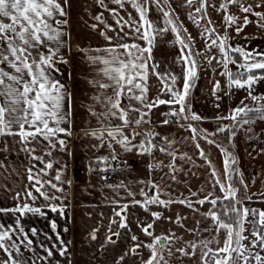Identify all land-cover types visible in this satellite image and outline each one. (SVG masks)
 I'll list each match as a JSON object with an SVG mask.
<instances>
[{"label":"crops","instance_id":"1","mask_svg":"<svg viewBox=\"0 0 264 264\" xmlns=\"http://www.w3.org/2000/svg\"><path fill=\"white\" fill-rule=\"evenodd\" d=\"M60 2L63 4V0ZM221 2L223 0H210L212 6L207 7L206 12L213 21L216 32L224 35V13L217 10ZM247 2L253 3L254 0H247ZM160 3L165 11L170 10L168 7L170 5L174 13L172 19L177 25H182L181 34L185 37L190 34L194 38L192 52L201 53L195 57L199 66V78L195 82V87L192 89L187 103L191 105L193 112L205 118L202 121L181 119L179 123L173 122L176 118L166 115L172 110V107L165 104L153 108L144 117L148 123L141 124L139 127L133 126L136 132L142 134L150 131L159 133L155 140L158 146H164L163 137L175 141L173 148L177 155L186 153L191 157V160L188 161H176L181 168V171L176 173L178 182L169 179L167 181L169 187L165 189V192L170 193L172 198L188 197L193 201L198 198L202 199L208 193H212L213 197L222 196L223 193L220 191L219 185L212 182L211 169L200 158L199 150L196 148V144L199 143L201 148L209 154L216 170L222 175L224 158L220 148L216 146L220 145L236 157L237 163L233 167L238 170V173H233L231 183L238 190V199L242 201L244 207L264 210V195H261L264 193V120H258L256 116H249L250 113L247 117L239 114L236 121L216 119L218 116H230L233 109L244 105L251 108L264 106V100L251 98L264 96V79L252 85L250 90L247 87L238 89L233 86L231 94H226L229 92L227 77L220 75L224 71L223 66L217 64L215 60L212 65H208L206 62V57L210 56L220 59L217 48L211 50L206 48V43H211L214 36L210 37L207 33L201 35L207 21L200 19L198 27L189 18L190 13L197 19L200 18V14L195 11L198 6L197 0H194L191 6L186 4V0H168L167 5L164 4V0H160ZM148 8L146 18L155 28L168 27L165 24L162 11L155 4H149ZM109 9H114L123 18L121 21L125 25L123 31H121L120 24L117 23V18L112 15ZM65 11L67 12L66 17H57L60 20L66 19L67 24L60 27L64 33L61 37L64 43L60 47L56 59L66 58L71 61L72 65L67 69L66 66H61L62 63H55L57 65L55 68L58 71H54L52 76L65 86L68 99L64 102V110L70 111L68 117L70 125L65 123L61 127L68 128L71 135H59V139L66 141L64 151L58 150V144L55 148H47L46 141L28 145L29 148L36 147L35 155L43 156L45 161L53 163V168L47 170L49 173L47 176L39 173V170L44 168V164L39 160H33L28 152L22 150L23 145L19 143L18 136L0 137V232L7 231L10 237L9 240L4 241L9 246L8 251L0 249V264H5V262L11 264L9 254L12 258L22 261L23 264H142L151 254L150 250L143 245L151 243L152 238L143 233L138 222L140 224L152 222L153 229L150 231L156 236L168 235L171 232L180 238L173 245V255L167 257L169 264H199V253L190 259L181 256L175 251V248L186 246V242L189 241L212 239L213 232L200 231L202 228L211 226V221L202 217L201 213H206L212 208V205L210 203H205L202 206L196 204L194 207L198 211H193L178 203L172 204L168 208L152 205L150 211L145 212L139 204H133V199L138 201L145 199L141 195V189H144L149 196L154 194V190L147 188L141 181L151 180L159 183L160 177L168 171L167 168H164L163 171L150 172L148 164L153 158L167 164L170 157L158 150L154 151L152 157L137 155L135 149L132 152H125L115 141H112L107 136L106 130L120 126L121 121L117 116L105 115L108 106L97 99V97L104 98L106 94H111V89H100L97 84L93 83V81L110 83L100 75L99 70L103 65L94 63L93 58H108L107 49L114 47L117 43H136L142 48L147 47L144 40L133 39L137 34L124 35V33L130 32L126 23L129 16L133 21H139V14L130 4L126 3L123 8H120L112 3V0H105L104 7H101L97 0H68ZM229 11L241 18L246 15L239 11L238 6H230ZM97 15H100L101 19L111 26V30L106 29L104 24L94 19ZM249 20L251 22L239 34L236 33L234 27L228 29V34L231 37L229 42L233 46H242L247 51H257L260 47L259 44H264V28L258 27L257 17L249 15ZM0 22L10 23L11 21L7 18H0ZM240 22L242 23V19ZM93 25L96 26L95 29L92 27ZM141 31L143 32L144 29ZM105 36L111 37V41L105 39ZM49 46L56 48L55 43H51ZM0 47H6V44L0 43ZM41 51H46V49H41ZM119 51L123 52L122 49ZM181 52L180 45L175 42V34L171 31L156 38L152 50L153 60L148 62V102L154 100L158 95L162 99H169V96L161 94L163 84L156 75L152 74L153 66L156 67V72L166 77L175 75L177 77L176 88L182 89L185 65L181 58ZM231 55L243 63V58L238 53H231ZM0 67L11 71L7 65ZM228 67L233 72L242 71L235 64H229ZM259 74H264V70ZM215 81H219L221 84V90L217 94L220 97L219 100L212 94ZM249 91L251 95H249ZM129 104L139 108L142 112L148 111L138 101H129L125 97L122 100V107L127 108ZM130 115L139 118V114L136 112H132ZM249 117L254 120L251 126L242 123ZM165 119H169L170 122L163 124ZM188 124L197 129L214 133L208 139L215 140L216 145L208 144L205 139L193 141L192 133L187 128ZM233 125H235L233 130L236 135L231 142L228 140L229 133H217L218 126L232 128ZM249 127L252 129L251 131H248ZM123 131L125 134H130L133 128H124ZM92 132H96V136L91 135ZM102 132L103 139H97V136H100ZM142 139H144L143 135L137 137L134 143ZM109 143H112L118 155V159L112 161L116 162L120 179L114 184L93 180L89 182L88 178L92 172L105 167L106 164L100 163L102 158L107 157L108 163H110L113 149L108 147ZM45 151H51V156L45 155ZM29 169H32L33 173H39L43 180L52 179L58 169L62 170L64 173L62 179L71 181L70 184L58 185L64 189L63 199L45 201L43 197L39 196L33 187L34 181L30 183L28 180ZM52 182L56 183L55 180ZM225 183L228 182L225 181ZM121 184L123 187H109V185ZM46 190L49 194L54 193L58 197L61 196V193L54 192L48 186H46ZM29 191L36 197L35 201L27 196ZM129 192L134 196H130ZM193 192L197 195L191 196ZM161 198L168 199L169 195L165 194ZM23 204L40 208L43 215L27 213L21 216L19 212L13 211ZM49 204L63 206L64 215L51 212L47 207ZM124 204L129 205L126 221L128 227L120 228L121 217L117 216L116 212ZM151 212H160L164 218L153 222ZM177 215L185 218L180 221L183 227L175 222ZM17 221H19L20 227H17ZM53 221L57 225L55 231L51 227ZM198 221H200L199 224ZM33 229L36 230L35 235H33ZM65 229L67 230L65 231ZM188 229L193 231L189 232ZM115 233H119V235L117 236ZM93 235H95V239H93ZM132 235L137 236L136 242L132 241ZM24 237L31 240L32 244L28 245ZM109 237L114 243L109 242ZM219 238L223 240V233ZM12 243L17 245L18 252L10 247ZM134 243H141V247L137 249L138 254L130 252ZM210 246L216 247L215 244ZM62 247L67 249L64 256L60 255ZM48 251L53 253L51 257L48 256ZM121 257H124L123 260L120 259Z\"/></svg>","mask_w":264,"mask_h":264},{"label":"snow or ice","instance_id":"2","mask_svg":"<svg viewBox=\"0 0 264 264\" xmlns=\"http://www.w3.org/2000/svg\"><path fill=\"white\" fill-rule=\"evenodd\" d=\"M67 2L68 0H63V4L60 0H0V18H7L11 21L10 23L0 22V43L6 44V47H0V66L7 65V68L11 69L9 71L5 67H0V137L18 136L19 143L23 145L22 150L28 152L33 160H39L44 164V168L39 170V173H42L43 176L49 174L47 170L53 168V163L45 161L43 156L35 155L36 147L29 148L28 145H36L40 144L41 141H46L47 148H55L58 144V150L64 151L66 149V141L59 139V135H71L68 128L61 127L65 123L70 125L68 119L70 111L64 110V102L68 99L65 86L52 76L54 71H58L55 68V63L67 62L62 57L59 60L56 59L59 49L64 43L61 39L64 33L60 30V27L67 24L66 19L60 20L57 17L67 16L65 11ZM97 2L101 7H104L105 0H97ZM193 2L194 0H186L188 6H191ZM112 3L120 8H123L126 3L130 4L139 14V21H133L131 16H129L126 23L130 32H126L124 35L137 34L133 39L144 40L147 47L142 48L136 43H117L114 47L107 49L108 58H93L94 63L103 65L99 70L100 75L110 82L93 81V83L97 84L100 89H111V94H106L104 98L97 97V99L108 106V111L105 115L117 116L121 121L120 126L106 130L107 136L112 141H115L125 152H132L135 149L137 155L152 157L154 151L158 150L170 157L167 164L155 158L148 164L150 172L163 171L164 168H167L168 171L160 177L159 183L151 180L147 182L141 181L147 188L154 190V194L149 196L144 189H141V195L145 199L143 201L133 199V204H139L145 212H149L152 205L168 208L172 204L178 203L193 211H198L194 205L199 204L202 206L205 203H210L212 208L206 213H201V215L211 221V226L202 228L200 231L213 232L212 239L189 241L186 242V246L176 247L175 251L181 256H186L190 259L199 253V264H264V255H262L264 253V210L244 207L242 201L238 199V190L231 183L233 173H238V170L233 167L237 163L236 157L226 148L216 145L215 140L208 139L214 133H209L204 129H197L191 124L187 125L188 130L192 133L191 139L193 141L205 139L208 144L216 145L220 148L224 158V169L221 175L214 167L209 154L201 148L199 143L196 144L200 158L211 169L212 182L215 185H219L223 195L213 197L212 193H208L202 199L198 198L193 201L188 197L172 198L170 193L165 192V189L169 187L167 183L169 179L173 182H178L176 173L180 172L181 168L176 161H188L191 160V157L186 153L177 155L176 150L173 148L175 141L168 140L167 137L162 138L164 146H158L155 140L159 133L150 131L142 134L135 131V127L148 123L144 117L153 108L165 104L172 107V110L166 115L175 117L176 120L173 122L179 123L181 119L185 121L189 119L202 121L205 119L193 112L191 105L187 103L192 89L195 87V82L199 78V66L195 57L201 55V53L192 52V41L194 38L190 34H187L186 37L181 34L182 25H177L172 19L174 13L170 5H168L170 10L165 11L161 6L160 0H112ZM197 3L198 6L195 11L200 14V18L197 19L192 13L189 14V18L198 27L200 26V19L207 21L201 35L203 36L207 33L210 37L214 36V38L211 39V43H206V48L209 50L217 48L220 54V59L215 56L206 57L207 64L212 65L213 60H215L217 64L223 66L224 71L220 75L227 77L229 92L226 94H231L233 86L238 89L247 87L250 90L252 85L264 79V74L255 72V70H264V53L255 50L247 51L242 46H233L229 42L231 37L228 34V29L234 27L236 33L239 34L251 22L249 15L257 17L259 21L258 27L264 28V0H254L253 3H248L247 0H223V2L219 3L217 10L224 13V35L216 32L213 21L207 15L206 8L212 6L210 0H197ZM149 4H155L162 11L165 24L168 27L157 29L146 18ZM164 4L167 5L168 0H164ZM230 6H238L239 11L246 15L242 18L238 17L229 11ZM109 11L117 18V23L120 24L121 31H123L125 26L124 23H121L123 18L114 9H109ZM94 19L104 24L106 29L111 30V26L107 25L100 15L95 16ZM241 19L242 23L240 22ZM92 27L95 29L96 26L93 25ZM141 29H144V31L142 32ZM168 31L175 34V42L180 45L182 50L181 58L185 65L183 86L182 89H177V77L175 75L166 77L156 72V67L153 66L151 69L152 74L156 75L157 79L163 84L161 94L169 96V99H162L158 95L154 100L148 102V62L153 60L152 50L155 46L156 38ZM184 31L186 32V30ZM101 35H104V33H101ZM105 39L111 41L112 38L105 36ZM51 43H55L56 48L50 47ZM41 49H46V51H41ZM120 49L123 52H120ZM231 53H238L243 58V63L234 59ZM229 64H235L242 71H231L228 67ZM220 90V82L215 81L212 94L216 96L217 100L220 99L217 95ZM249 95H251L250 91ZM125 97L129 101H138L148 111L142 112L131 104L127 108L122 107V100ZM251 98L253 100H264V96H253ZM241 104H243V101H241ZM176 105L179 107L176 108ZM217 107H219V104H217ZM132 112L138 113L139 118L131 116L130 113ZM249 113H256V119L264 120V106L251 108L247 105L233 109L230 116H218L216 119L236 121L239 114L247 117ZM169 122V119H165L162 123L168 124ZM242 123L251 126L254 120L249 117L244 119ZM181 126L183 127L184 125ZM124 128H133V131L130 134H125ZM234 128L235 125L232 128L218 126L217 133H229L228 140L231 142L236 135ZM251 130V127H249L248 131ZM91 135L96 136V132H92ZM141 135L144 136V139L134 143L136 138ZM97 139H103V132L100 136H97ZM108 147L113 149L111 160L116 161L118 155L112 143H109ZM45 155L51 156V151H45ZM100 163L107 165L108 158H102ZM124 163L126 164V162ZM101 171H107V167L101 169ZM39 173H33L32 169H29L28 175L29 182L34 181L33 187L39 196L43 197L45 201L62 200L65 195L64 189L58 185L71 183V181L62 179L63 171L58 169L56 175L49 180H43ZM52 180H55L56 183H53ZM225 181L228 183L226 184ZM241 183H243V180H241ZM46 186L52 188L54 192L61 193V196L58 197L54 193L49 194ZM109 187H123V184L109 185ZM165 194L169 195L168 199L161 198ZM129 195L134 196L131 192H129ZM196 195L194 192L191 193V196ZM261 195H264V193H261ZM27 196L33 201L36 199L31 191L27 193ZM224 201H229V203L224 204ZM218 205H222V207L218 208ZM47 207L53 213L64 215L63 206L58 207L55 204H49ZM128 208L129 205L124 204L116 212V215L121 217L120 228L128 227L126 223ZM13 211L19 212L21 216L27 213L43 215L40 208L31 207L28 204H23ZM151 216L153 222L164 218L160 212H151ZM182 219L185 218L177 215L175 222L180 224ZM197 223L199 224L200 221ZM138 226L141 227L146 236L152 238L151 243L143 245L150 250L151 254L142 264H169L167 257L173 255V245L180 238L171 232L168 235H154L150 231L153 229L152 222L147 224L138 222ZM180 226L183 227L182 224ZM17 227H20L19 221H17ZM51 227L53 231L56 230L57 225L54 221L51 222ZM21 231H23L22 228ZM32 231L33 235H35L36 230L33 229ZM188 231L192 232L193 230L188 229ZM221 233H223V240L219 238ZM115 235L118 236L119 233H115ZM9 239L7 231L0 232V249L8 251L9 246L4 241ZM24 239L27 240V237H24ZM93 239H95V235H93ZM131 239L133 242L138 240L135 235H132ZM108 240L110 243H114L111 237ZM27 244L31 245L32 241L27 240ZM213 244L216 247L210 246ZM10 247L16 249L17 252L19 251L15 243H12ZM139 247H141V243H134L130 248V252L138 254L137 249ZM66 251V247H62L60 255L64 256ZM47 254L49 257L53 255L51 251H48ZM123 258L121 257L120 259L123 260ZM9 260L11 264H23L22 261L12 258L10 254Z\"/></svg>","mask_w":264,"mask_h":264},{"label":"built area","instance_id":"3","mask_svg":"<svg viewBox=\"0 0 264 264\" xmlns=\"http://www.w3.org/2000/svg\"><path fill=\"white\" fill-rule=\"evenodd\" d=\"M118 179H120V176L117 170V166L112 163L107 167V171L100 170L93 172L88 178V181L91 182V180H93L96 182L116 183Z\"/></svg>","mask_w":264,"mask_h":264},{"label":"rangeland","instance_id":"4","mask_svg":"<svg viewBox=\"0 0 264 264\" xmlns=\"http://www.w3.org/2000/svg\"><path fill=\"white\" fill-rule=\"evenodd\" d=\"M261 45H264V44H259V48L257 49V51L258 52H261V53H264V47H261ZM68 58V57H67ZM65 61H67L66 63H62L61 64V66H63V67H65L66 66V68L68 69V67L70 66V65H72L71 64V61L70 60H68V59H64ZM57 65H55V67H56ZM70 70H71V67H70ZM261 106V105H260ZM220 134V133H219ZM112 163H114L115 165H116V162H113L112 160L110 161V163H108L107 165H105V166H109V165H111ZM102 169H104V168H102ZM101 170V169H100ZM88 178V177H87Z\"/></svg>","mask_w":264,"mask_h":264},{"label":"trees","instance_id":"5","mask_svg":"<svg viewBox=\"0 0 264 264\" xmlns=\"http://www.w3.org/2000/svg\"><path fill=\"white\" fill-rule=\"evenodd\" d=\"M255 72H256L257 74H259L260 72H263V70H255ZM249 116H256V113H250ZM228 203H229V201H224V204H228ZM217 207H218V208H219V207H222V205H218Z\"/></svg>","mask_w":264,"mask_h":264}]
</instances>
